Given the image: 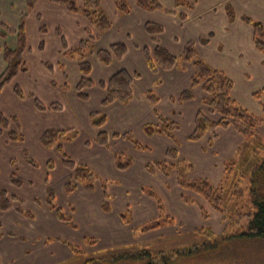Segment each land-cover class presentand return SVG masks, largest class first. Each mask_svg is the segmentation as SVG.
I'll return each instance as SVG.
<instances>
[{"label": "crops", "instance_id": "0c3cea01", "mask_svg": "<svg viewBox=\"0 0 264 264\" xmlns=\"http://www.w3.org/2000/svg\"><path fill=\"white\" fill-rule=\"evenodd\" d=\"M157 1L163 9L147 11L138 7L136 0H130L131 12L120 15L111 0L113 25L96 40L97 50L121 42L126 45L127 52L121 60L106 66L95 56L97 50L90 56L88 62L92 72L89 77L94 86L85 89L88 98L84 102L97 105L95 111L80 109L82 104L78 100L82 101L75 90L82 77L78 68L80 60L65 54L67 50L76 48L85 35L83 17L67 12L58 5L38 0L33 15L30 13L26 19L28 49L23 55L26 73L18 74L0 92V115L10 124L0 132V190L5 191L9 198L21 200L20 203L12 201L8 211L0 210V232L3 234L0 238V264H53L54 259L61 262L72 252L69 246L56 239L68 241L77 247L79 234L81 239L96 237L98 244L107 241L108 248L133 244V239L145 236L137 231L139 226L147 220L158 218V203L145 189H164L163 199L155 192L164 214L172 216L182 225L178 228L172 226L173 230L171 226L153 230L162 231L164 235L161 236L193 231L194 228L189 226L201 220L199 206L208 209L205 201L178 186L175 172L168 177L159 170L151 174L145 165L166 161L167 150L174 148L178 159L193 167L187 179L203 178L217 185L222 179L225 163L234 156L236 148L245 143L244 139L237 131L227 127L207 133L199 141H188L196 114L200 109L208 114V109L202 104L207 96L200 86L193 88L191 100L178 102L179 95L190 88L193 65H186L185 70L175 67L170 71L158 69L153 72L147 66L143 49H153L156 39L161 47L180 56L185 43L212 33L208 45L197 46L196 51L208 65L221 70L231 80V99L250 113L261 116L264 108V55L255 48L253 28L243 17L260 22L264 28V0H195L193 7L196 5L197 9L177 7L176 0ZM16 2L19 3L17 8ZM2 8L13 12V19L10 24L5 23L0 11V33L2 24L9 27L18 25L26 11V0H0V10ZM229 9L234 16L232 19L227 14ZM178 15L184 16V20ZM117 20L122 22L117 25ZM150 22L163 27L162 35L153 36L145 32L144 24ZM31 23L33 34L30 33ZM75 34L78 39H75ZM63 41L70 49L65 46V50ZM16 43L14 35L0 38V48L5 45L13 49ZM5 67L0 53V74ZM122 69L139 76L133 81L130 100L103 106L101 101L106 91L100 88L99 82L108 80ZM70 74L73 75L72 82L67 81ZM66 83L67 89L64 90ZM15 85L21 88L26 99L14 95ZM38 91L47 97L34 94ZM150 91L158 97L155 105L145 97ZM28 95H33L45 106L61 104L62 110L37 111L33 99ZM71 103L77 104L73 110L69 108ZM91 112L105 115L106 121L101 128L96 129L90 124ZM78 114L86 119L88 135L79 131L74 119V115ZM157 115L179 124L175 142L159 134L146 135L145 127L160 124ZM13 118L17 119V123L12 121ZM74 128L79 131L74 141L59 142L50 148L40 143L41 134L47 130ZM258 130L264 132V125L259 126ZM99 131L105 132L108 137L128 133L143 149H137L123 136L110 138L106 148L96 145L94 140ZM11 132L19 134L21 139L11 141ZM59 146L71 161L88 166L96 174L98 181L94 191H86L78 184L73 192L66 193L65 185L71 182L73 172L64 166L57 150ZM121 154L132 160L131 165L122 171L115 165V156ZM49 162H53L51 170L48 169ZM12 175L21 178L19 187L11 183ZM36 177L39 184L33 186ZM169 186L174 189L173 192L168 190ZM47 188L54 191L56 206L70 216L73 225L59 220L48 207ZM38 193L42 198L36 197ZM183 196L190 197L195 203L183 202ZM103 202L110 206L109 212L103 211ZM26 203L30 204V210L23 208ZM17 208L24 209L31 217L19 213ZM124 214H129L130 223H123L121 216Z\"/></svg>", "mask_w": 264, "mask_h": 264}, {"label": "trees", "instance_id": "16d2710c", "mask_svg": "<svg viewBox=\"0 0 264 264\" xmlns=\"http://www.w3.org/2000/svg\"><path fill=\"white\" fill-rule=\"evenodd\" d=\"M38 0H26V11L23 12L21 19L16 27H9L4 24L1 25L0 38L6 35L15 36L17 43L15 47L9 48L8 46H2L0 53L3 61L6 63V67L3 73L0 74V92L3 88L14 80L20 73H26V64L23 60L27 48V37L25 22L30 13L34 10ZM49 2L55 6L64 8L67 12L82 16L89 27L84 29L83 38L76 48L67 50L65 54L70 58L78 57L80 59L79 69L82 74L79 83L76 85L75 90L78 92L79 99L84 102L88 98L85 89L94 86L93 80L90 79V73L92 68L90 63L85 60V53L89 52L93 54V42L99 39L101 35L113 25V22L109 16L101 9V0H42ZM138 7L144 10H160L163 9L157 0H136ZM181 5V0H176V5ZM195 4V0L189 4L192 8ZM113 5L117 13L120 15H126L131 12L130 6L127 0H113ZM173 13V12H172ZM228 17L232 19L234 16L232 11L227 10ZM180 19L184 20V16L178 15ZM243 20L253 28V44L257 50L264 55V28L260 22L252 20L248 17H243ZM144 30L148 35H162L163 27L150 22L144 24ZM212 33L205 37H199L196 41H188L185 43L182 54L175 56L171 54L167 49L161 47L159 43L154 39L155 46L153 49L144 48L143 55L147 66L153 72H157L158 69L170 71L179 67L185 70V66L192 64L194 73L190 80V88L183 91L179 97V103H185L192 98V90L198 86L202 87L206 96L203 99L204 108L208 109V114L203 110L195 116L194 129L187 138L188 141H199L207 133H214L218 128L231 127L237 131L244 139V142L258 146L261 142L258 140V126L264 122V108L261 116L250 113L246 108H242L230 97V92L233 88L231 80L221 70H216L208 65L198 54L197 46H206L210 42ZM63 47L66 50V44L62 42ZM127 52V47L121 42L112 44L108 48L100 49L95 52V56L99 62L103 65H110L112 62L121 60ZM51 68V66H48ZM137 73L131 74L126 70L122 69L113 74L106 81H100L99 86L106 91L104 99L101 101L103 106L114 102H127L132 96V85L133 81L138 78ZM54 85V83H53ZM63 89H67V84L63 85ZM13 93L19 99H25L26 96L23 94L21 88L15 85ZM30 99H33V105L37 111H61L62 105L58 103H50V106L43 105L39 100L33 98V95H28ZM146 99L152 105H155L159 100L158 97L150 92L145 95ZM156 112V111H155ZM157 113V112H156ZM90 124L97 128H101L106 121L105 115L99 112H91ZM159 125L145 127V133L148 136L159 134L167 136L175 142V132L179 129V124L172 122L168 119L159 117ZM214 116V118H212ZM12 121L17 123V119L13 118ZM9 120L3 118L0 115V132L2 129L7 128ZM77 129L68 130H47L40 136V143L45 148H50L52 145L59 142H71L74 141L78 135ZM123 136L130 141L137 149H143L137 141L133 140V136L125 133L122 135H108L105 132L99 131L97 133L94 142L96 145L106 148L110 138H120ZM11 141H17L21 139L19 134L11 132L9 134ZM254 147H251L254 149ZM57 150L61 154L64 166L73 172L71 182L66 183V193L73 192L77 185H82L86 191H94L98 178L94 172L87 166L77 164L71 161L68 156L64 153L61 147H57ZM166 161H159L152 164H146L145 168L149 173H154L159 170L165 177H168L171 172L176 173V179L178 186L190 193L198 196L202 201H205L208 207L219 214L221 217V223H224V231L220 234L209 233L206 226L196 229V233L203 238L201 244H194L190 247H182V249L171 250V252H152L149 249H139L137 252L122 253L114 255L110 258L111 260L117 258H130L138 260L141 264H183V259H196L199 255H211L215 256L216 250L223 247L224 245L230 244L234 241L245 240V241H264V160H260L254 166L248 169H239L233 163H225L224 172L221 181L217 185H213L207 179H193L189 180L186 174L192 170V165L178 159L177 150L169 149L166 154ZM116 168L118 170H124L128 168L132 160L125 157L123 154L115 156ZM34 166L35 163H33ZM48 169H53V162L48 163ZM48 181V180H47ZM11 183L19 187L22 184L21 178L17 175L11 176ZM105 187V186H104ZM148 195L155 199L158 203V218L147 220V222L140 225L138 228L139 233H147L148 231L158 230V228L167 227L175 223V219L172 216L164 214L162 203L158 196L150 189H145ZM46 203L48 207L56 213V217L64 222H68L70 225L71 218L69 215H65L63 211L56 206V196L51 188H47L46 191ZM12 201L21 202V200L9 198L5 191L0 190V210L8 211L11 207ZM182 201L191 204L195 203L193 199L188 196H183ZM38 203V201H37ZM103 211L109 212L110 206L103 202L101 204ZM202 220L209 219L210 214L204 207L199 206ZM19 213H22L28 217L31 215L24 209L17 208ZM123 223H130L129 214L121 216ZM73 227V226H72ZM210 235V236H209ZM3 234L0 232V238ZM212 238V239H211ZM59 242L70 247L71 252L79 254V249L69 243L60 239H56ZM48 239L47 241H56ZM89 241L93 244L95 240L91 238ZM231 246H228V248ZM97 263V262H96ZM191 264H200L191 263ZM206 264H221L220 261H209ZM233 264V263H229ZM237 264V263H235Z\"/></svg>", "mask_w": 264, "mask_h": 264}, {"label": "rangeland", "instance_id": "374dc122", "mask_svg": "<svg viewBox=\"0 0 264 264\" xmlns=\"http://www.w3.org/2000/svg\"><path fill=\"white\" fill-rule=\"evenodd\" d=\"M191 0H181L182 4L177 5V7H186L188 9H190L189 4ZM113 3V0H112ZM112 3L111 0H101V9L102 11H104L109 18L111 13H112ZM128 5L130 6V0H127ZM19 3L16 2V8L18 7ZM191 9H197L196 5L195 7L192 6ZM1 15L3 16V20L5 23L10 24V22L13 19L12 13L9 9L6 8H2L1 10ZM33 15V13H31ZM84 19V18H83ZM85 20V19H84ZM117 25H119L122 20H117ZM86 23V27H89V23H87V21L85 20ZM32 29H30V33L34 32L33 30V24H30ZM81 25V24H80ZM48 31H49V26H48ZM61 33H63V30H60ZM86 35L83 36V38H85ZM75 39H78V36L75 34L74 35ZM35 36H34V40L35 41ZM82 38V39H83ZM65 40V39H64ZM96 42H93V49L92 52L94 54V52L97 50V45ZM67 49H70L68 46H66ZM92 54V55H93ZM89 52L85 53V60L89 61L90 56H92ZM76 59L80 60L78 57H75ZM54 72L56 73L55 69ZM55 76L57 77V73L55 74ZM73 76V75H72ZM72 76L71 74L68 77V82H72ZM68 85V83H66ZM23 89V88H22ZM133 93V92H132ZM36 95H40L43 98H46V94L43 93L42 91H38L37 93H34ZM26 99V98H25ZM79 103H81L82 105H80V109H85V108H89V109H93L92 111L96 110V106L94 103L91 102H80L78 100ZM77 104L71 103V106H69V108L71 110H73V108L76 106ZM99 106V105H98ZM96 107V108H95ZM79 115V114H78ZM74 115V119L75 122L77 123V126H79V131H81L84 135H86L88 133V128L86 127V119H84V117H80V115ZM9 123H8V127H9ZM264 125V122L261 124ZM259 125V126H261ZM258 126V127H259ZM88 135V134H87ZM134 138L136 139V137L134 136ZM258 140L261 142L260 144H258V146H253L251 144H249L248 142H245L244 144L239 145L234 153V156L230 159L227 160L226 163H233L234 165H236L237 168L239 169H248L252 166H254L256 163H258L260 160H264V132L260 133V131L258 132ZM251 147H254V149H252ZM224 172V171H223ZM188 173L186 174L187 177ZM223 175V174H222ZM34 184L33 186L39 184V182L37 181V177L35 179H33ZM172 187L169 186L168 190H170L171 192L174 191V189H171ZM164 189L162 188H154L153 191L158 193L160 196L159 198L163 199V197L165 198V191H163ZM32 192V191H31ZM58 196L59 193L57 192ZM38 199L42 198L40 197L39 193L36 196ZM60 198V196H59ZM25 202H26V198ZM30 204L26 205L24 204L25 209L30 210L29 208ZM174 208H172V212H174ZM209 210V211H208ZM207 212H209L210 217L209 219L206 220H199L202 221L201 223H199V221H197V224L192 223V226L190 225L189 227L194 228L193 231H187V232H182V233H173V235H170L169 237L167 236H161L164 235L162 233V231L159 232H153L152 231H148L147 233H141V234H145V236L140 237L139 239L136 240H132V242H134L131 245H125V246H113L111 248L106 247V243L107 241H102V243L98 244V239L95 237H84L83 239H81V234H79L78 236L80 237L78 244H77V248L79 249V254H74V253H69L68 258L67 259H63V261H59L58 259H54L53 260V264H56L57 261H59L57 264H141L140 261H136L134 259H130V258H117V259H113L111 260L110 258L114 257V255H119L122 253H128V252H137V250L143 248V249H149L151 250L153 253L154 252H159L160 250L168 253L171 252V250H175V249H182V247H190L194 244H201L203 241V238L201 236H199L195 231L197 228L200 227H204L206 226L209 230L208 232L211 233L213 232L214 234L220 235L223 231H224V223H221V217L219 216L218 213L213 212L209 207L208 209H206ZM193 214V213H192ZM202 216V215H201ZM192 218V217H191ZM156 219V218H155ZM193 219V218H192ZM198 219V218H197ZM185 223H188V220H185ZM172 227V225H170ZM167 226V227H170ZM173 226L175 227H181L182 225L180 223H177L175 221V223L173 224ZM194 226V227H193ZM164 228V227H162ZM166 228V227H165ZM82 229V228H81ZM173 230V227L171 228ZM138 231V230H137ZM180 230H178L179 232ZM140 232V231H138ZM77 234V233H74ZM210 236V235H209ZM91 238H93L95 240V243L89 245V241ZM36 239V237L34 238V240ZM212 239V238H211ZM115 242V241H114ZM108 244V243H107ZM228 246H231L228 248ZM37 247L36 246V252H37ZM55 256L57 255L54 254ZM30 259H32L31 257H29ZM220 261L221 264H229V263H237V264H264V241L262 242H258V241H245V240H239L231 242L230 244L224 245L221 248H218L216 250V254L215 256L208 255H199L197 257V260L194 259H186V260H182L181 262H183V264H191V263H199L200 264H206L209 261ZM97 262V263H96ZM48 264V262H47Z\"/></svg>", "mask_w": 264, "mask_h": 264}]
</instances>
